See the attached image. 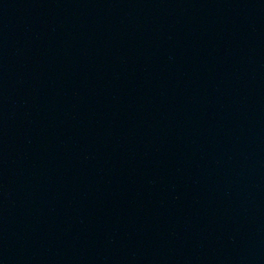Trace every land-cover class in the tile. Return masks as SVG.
Instances as JSON below:
<instances>
[{"label": "water", "instance_id": "water-1", "mask_svg": "<svg viewBox=\"0 0 264 264\" xmlns=\"http://www.w3.org/2000/svg\"><path fill=\"white\" fill-rule=\"evenodd\" d=\"M0 264H264V0H0Z\"/></svg>", "mask_w": 264, "mask_h": 264}]
</instances>
